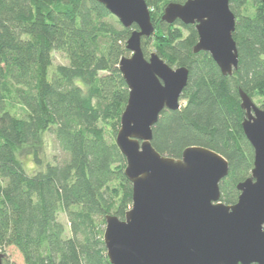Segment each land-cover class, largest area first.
Here are the masks:
<instances>
[{
  "label": "trees",
  "instance_id": "1",
  "mask_svg": "<svg viewBox=\"0 0 264 264\" xmlns=\"http://www.w3.org/2000/svg\"><path fill=\"white\" fill-rule=\"evenodd\" d=\"M144 1L162 10L185 2ZM229 9L238 53L231 77L209 54L192 52L194 26L167 25L152 10L155 33L141 44L145 59L153 39L168 66L189 71L184 105L162 111L153 149L175 160L192 147L222 156L229 166L219 185L226 206L237 203V185L253 169L238 91L251 100L264 97V6L260 0H229ZM113 19L98 0H0V253L13 247L23 264H110L105 217L122 221L131 208L132 187L115 138L128 99L118 65L129 54L126 41L136 26L125 29L115 21L117 28ZM54 53L67 64L52 66ZM109 121L110 135L101 126ZM46 134L65 155L59 163L38 156ZM24 150L35 166L31 173L19 159Z\"/></svg>",
  "mask_w": 264,
  "mask_h": 264
},
{
  "label": "water",
  "instance_id": "2",
  "mask_svg": "<svg viewBox=\"0 0 264 264\" xmlns=\"http://www.w3.org/2000/svg\"><path fill=\"white\" fill-rule=\"evenodd\" d=\"M264 6V0H260ZM121 26H136L118 69L128 99L115 138L131 183V208L124 220L105 217L103 244L110 264H264V109L239 89L244 111L243 134L253 149L250 177L237 185V203L220 202V183L228 162L219 154L192 147L175 160L152 147L153 128L162 111L181 108L189 71L172 69L156 53L148 59L142 39L155 28L144 0H98ZM161 22L194 26L198 40L192 52H204L224 77L238 68L232 38L235 17L229 0H185L169 3ZM4 255L0 254V264Z\"/></svg>",
  "mask_w": 264,
  "mask_h": 264
},
{
  "label": "rangeland",
  "instance_id": "3",
  "mask_svg": "<svg viewBox=\"0 0 264 264\" xmlns=\"http://www.w3.org/2000/svg\"><path fill=\"white\" fill-rule=\"evenodd\" d=\"M249 6H250V4H249ZM149 10L153 11L156 18L160 17L162 15L161 13H163V10L161 9L160 6H158V8L154 7L153 9L149 8ZM115 21L118 22V20L114 17V19L112 20V23L117 28H119V26H121V24L119 23V26H118V24ZM185 34L186 33L183 31L184 36H185ZM151 37H149V38L151 39ZM154 46H155L154 40L152 39L149 41V44L147 45V52H148L147 59L149 57V54L155 53ZM130 56H131V54L129 53L127 58H129ZM59 64H61V65L67 64V61L62 54L54 53L52 55V66H56ZM171 68L176 69L177 67L173 66ZM252 102L258 108L263 109L262 104L264 102V97L253 96ZM180 105L183 106L184 102H180ZM101 126H103L105 128V132L107 134L110 135L113 133L112 132L113 128H114V122L113 121H109L105 124H102ZM119 128H120V124H119L118 129ZM43 140L44 141H43L42 147L38 150V156L42 160V162L43 163H59V162H61L65 158V155L59 150V148L57 147L53 137L51 135L46 134L44 136ZM19 159L22 162V165H23V167L27 173H31L35 169V166L32 162L31 154H30L29 150H24L23 152H21L19 155ZM58 220L64 225V227L67 231L68 230V223H67V219H66L65 215L62 213L59 214ZM0 254H2V253H0ZM3 254L5 256L4 260L8 264H23V259H22L21 255L13 247L6 248L5 252Z\"/></svg>",
  "mask_w": 264,
  "mask_h": 264
}]
</instances>
